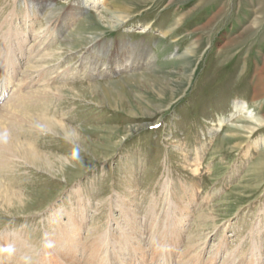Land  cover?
<instances>
[{"label": "rangeland", "instance_id": "1", "mask_svg": "<svg viewBox=\"0 0 264 264\" xmlns=\"http://www.w3.org/2000/svg\"><path fill=\"white\" fill-rule=\"evenodd\" d=\"M35 1L47 7L0 0L1 60L16 70L1 126L51 168L1 152L0 264H64L76 224L79 254L93 240L104 264H145L131 243L152 228L164 247L180 236L174 259L204 243L198 264H264V0ZM129 46L153 64L134 67ZM46 64L10 109L22 74Z\"/></svg>", "mask_w": 264, "mask_h": 264}, {"label": "bare ground", "instance_id": "2", "mask_svg": "<svg viewBox=\"0 0 264 264\" xmlns=\"http://www.w3.org/2000/svg\"><path fill=\"white\" fill-rule=\"evenodd\" d=\"M26 5L29 7V9L30 8H33V9H36V10H39V8H41L42 6L43 7H47V5H43L41 3V1H35V0H32V2H30L29 4L26 2ZM49 15H48V17H49ZM67 24H64L62 26L64 27ZM57 34L58 35L62 34V29L58 30ZM39 38L40 37L37 36L35 38V40L38 41ZM19 43H20V46H21V41ZM0 44H1V37H0ZM138 48L135 47V46L134 47H130L129 50H128V58H129V60H131L132 58H134L133 59L134 60V64H133L134 67H142V68L144 67V68H148L151 64H153L155 57H153V55L150 54V53L143 52V51H145V50H143L145 47L144 48L142 47L143 49H141V51H140V52H142L141 53V56L142 57L139 56V55L137 56L136 49H138ZM36 49L33 52H36ZM2 54H3V50H2L1 45H0V101L2 100V98L4 96L5 89H7V87L11 84L12 79L14 77V74L16 72V70L14 68L15 67V62H12V67L9 64L4 65L3 61L1 60ZM44 59L45 58L43 57V58H41L40 61H43ZM129 63H131V62H128V64ZM50 67H51L50 64H46V65L42 66L40 68V70L38 69V71L36 73L32 72L29 75H27V74L23 75L22 74V77L23 78L19 82H17V86H16V88L13 89V93L11 94V96L9 95L11 97V103H9V106L10 105L11 106L10 107L8 106V107L10 109L16 108V105L17 104H15V103H17V102L19 103L20 101L21 102L23 101L22 99H23V93H24V91L26 89L34 86V85L39 84L43 80V75H44V74H42L43 71H45V69H48ZM124 68H128V66L126 65V66H124ZM65 71H66V69H64V70H62V71H60L58 73V79H60V77L65 73ZM54 80L55 79L48 80L47 82L50 83V81H54ZM35 99H37V98L35 97ZM33 105H35V104H33ZM235 108L238 109V110H241L243 108V105L240 102H236L235 103ZM9 113H10V111H9ZM14 115H15V113H13L11 115V118ZM37 118H38L37 119L38 125L41 126V127H45V129L47 130V132H49L50 130H52L53 132H60V130H61L62 131L61 133L64 134V137H66V138L68 137L70 139L71 138H74V139L76 138L75 134H73V135L70 136V131L68 130V128L64 124L59 123V122L51 119L50 117L46 116L45 114H42V116H38ZM4 119L6 120V123H8L10 126L13 127L14 122L11 121L9 117H7L5 115V118ZM15 124L17 125V123H15ZM19 126H20V123H19ZM9 131H11V130L8 129L7 127L1 126V108H0V166L2 165L1 164V157H2L1 156V152H2V153H7L9 156L10 155L11 156H17L20 159H22V161H25L26 163L30 164L33 167L40 166L39 168H41V166L42 167L44 166L47 170L51 168L50 163H46V165H41L42 164L41 163V160L42 159L39 156L40 154L37 152V150H35L31 145H28V144H26L24 142H21V140H19L18 138H16L14 136V134H12ZM15 158H13V159H15ZM45 159H47V158H45ZM19 162H21V161H19ZM198 171H199V169L197 167H194L192 169V172H194V173H199ZM1 189H2V187H1V183H0V203H1V201H3L4 203H7L5 205H8L9 204L8 202H10L12 200L11 199V196H6L5 194H3V192L1 191ZM16 200L20 201L21 200V197L20 196H16ZM169 201H170V198L168 197V199L165 201V203L166 204H169ZM164 208L162 207V210L160 212V215H162V211H164ZM161 219L162 218L160 217V220ZM160 224L161 223L158 221L157 225H160ZM75 228H76V230H75ZM77 228H79L78 225L77 224L74 225V231L75 232L74 231L73 232H74L75 236L74 235H71V236L68 235V236L65 237L66 242L67 243L69 242L70 247H68V244H66V249L63 251V253L64 252L65 253L64 254L61 253L62 255H60V256L64 257L65 260H66V262H64V260H63V263L64 264H79V261L81 260V258L88 257L84 261V262H86L84 264H104V262H105L104 256L100 258L99 257V254H98L100 252L99 250H102L101 247L99 246L98 242L95 243L92 240V242L87 247H85V246L82 247V248H85L84 254H82V255L79 254L82 251L81 246H83V245H79L78 238L80 236V231ZM134 228H135V225H132L131 224L130 225V229L133 230ZM135 229L139 230V228H135ZM153 231H154V228H152L151 232H148L147 233L149 235L146 236V239L148 240L147 241L148 243L146 245L147 246H148V244L150 245V246H148L147 249L152 248L150 250V252H151V255L153 257L154 264H162L161 262H159L160 260L163 262V264H172L173 262L176 263V264H198V260H199V258L201 256L200 254L204 250V246H205L204 243H200L198 245H192V244H190V243L187 242L188 245L185 246V248L182 251V253L180 254V256H178V258L176 256V259H174V248L176 247V243L179 244V242H180L179 237L180 236L178 235L176 239H173L172 237H169V239L167 241V242H169V244H168L167 247H164L163 245L157 243V240H156L157 235H154L152 237V234L154 233ZM139 232L141 233L140 230H139ZM142 234H144V233L142 232ZM76 235H79V236L77 237ZM128 238L130 240H132L131 239V236H129V235H128ZM129 242L131 243V241H129ZM146 245L142 244V241H138V242L136 241V244L131 243V250L134 251L135 253L139 254L141 256V259L144 261L145 264H150L149 263L148 256H147L148 255L147 254V251L148 250L146 249ZM113 247H114V250L117 249V247H115V244H113ZM8 248H6V251H2V250L0 251V259L1 258L3 259V257H6L7 258ZM103 249H105V248H103ZM220 249H222V248H220ZM135 250H137V251H135ZM117 251H120V250L117 249ZM123 251H124V247H123ZM198 252H200V253H198ZM128 253L130 254L131 251L130 252L128 251ZM104 255L105 256H109L110 255V259H108V261H107L106 264H127V261H128L127 260V257H126V252L121 253V255H119L116 252H114L113 254L110 253L109 255H108V253H105ZM114 256H117V257L115 258ZM154 256H156V259H154ZM50 257L52 258V256H50ZM47 262H48L47 260L40 261L39 264H53L52 261H51V263L50 262L47 263ZM7 263L8 262H4L3 264H7Z\"/></svg>", "mask_w": 264, "mask_h": 264}, {"label": "clouds", "instance_id": "3", "mask_svg": "<svg viewBox=\"0 0 264 264\" xmlns=\"http://www.w3.org/2000/svg\"><path fill=\"white\" fill-rule=\"evenodd\" d=\"M49 246H51V245H49Z\"/></svg>", "mask_w": 264, "mask_h": 264}]
</instances>
